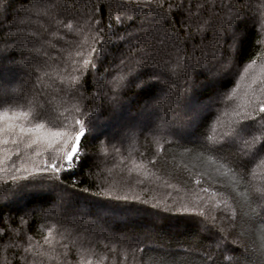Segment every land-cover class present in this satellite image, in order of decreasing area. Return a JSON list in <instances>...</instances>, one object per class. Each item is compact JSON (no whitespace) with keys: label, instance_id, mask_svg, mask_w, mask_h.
I'll return each mask as SVG.
<instances>
[{"label":"trees","instance_id":"obj_1","mask_svg":"<svg viewBox=\"0 0 264 264\" xmlns=\"http://www.w3.org/2000/svg\"><path fill=\"white\" fill-rule=\"evenodd\" d=\"M167 3L141 4L136 10L128 0H0V49L8 57L0 60L2 95L21 102L18 111L27 110L25 102L48 100L60 111L76 103L59 79L80 74L72 72L75 51L85 37L84 47L91 45L95 29L105 26L97 67L86 80L89 99L82 102L91 109L89 100L96 95L103 103L97 139L86 149L90 159L74 178L65 173L63 184L28 187L15 196L0 192V204L7 205L0 208V229L7 234L0 239V264H78L81 252L88 251L95 254L93 264L97 257H105V264H264V200L255 193L240 195L246 192L243 174L253 167L243 141L253 129L238 134L229 129V121L236 119L233 110L239 106L243 111L250 97L242 87L225 105L219 98L251 60L257 68L264 62V27L253 18L260 15L258 5L255 0L251 7L245 0H184L183 12L172 18ZM225 5L240 13L238 22L226 23ZM97 6L100 12L94 11ZM67 23L73 31L64 27ZM8 31L21 33L18 45L9 43ZM17 46L23 53L8 55ZM149 62L162 69L155 89L141 91L143 80L116 86L114 78L130 79ZM44 133L31 147L35 136L5 145L0 133V184L13 163L33 171L51 160L54 150L47 145L55 141L46 135L47 125ZM153 181L187 193L204 187L218 197L232 194L239 204L230 198L235 214L225 213L220 222L181 218L150 196ZM50 229L55 251L45 245ZM29 247L45 255L25 253ZM52 255L58 259H48Z\"/></svg>","mask_w":264,"mask_h":264},{"label":"snow or ice","instance_id":"obj_2","mask_svg":"<svg viewBox=\"0 0 264 264\" xmlns=\"http://www.w3.org/2000/svg\"><path fill=\"white\" fill-rule=\"evenodd\" d=\"M183 2L184 0H168L167 7L170 10V17L174 18L176 12H183ZM128 3L135 4L136 10H140V5H151L155 3L158 7H163L165 0H128ZM245 3L251 7L252 0H245ZM258 5L256 12L260 15L254 16L256 23L259 27H264V0H255ZM202 5H196L197 8ZM102 6H97L94 10L95 12H100ZM228 8L229 18L226 21L229 25L238 22L240 13L232 11L233 5H225ZM116 22H120L121 18L119 16L115 17ZM96 24H101L100 20L95 21ZM12 27H16L13 23ZM69 31H73V24L67 23L64 25ZM113 25L111 23L107 24V28L111 29ZM255 27V26H254ZM258 30V29H257ZM197 31H202L198 28ZM105 32V26L101 25L99 28L95 29V36L92 37L93 43L87 48L84 47L88 43L87 37H85L83 43H81L77 50L75 51L76 63L72 65L73 73H80L79 75L69 74L67 78H60L59 83L65 85L67 90H69L74 98H76V103H74L70 108L65 107L63 111L52 106V102L46 100L44 104H30L28 102L24 103V107L27 110L18 111L21 102L17 101L15 104L12 102L11 97H6L2 95L4 92V83L0 79V133H2L6 138L3 140L5 145L12 143L14 145L19 144L23 141L25 137L35 136L27 145L31 147L33 144H38L41 136L47 125L46 135L51 136L55 144L49 142L47 148L54 150V155L51 160H44L42 164L35 167V170L29 171L27 168H17L15 163L12 164V169H7L4 172L3 183L0 184V192H11L15 196L17 193L25 188L40 186L43 189V185L51 183L63 184L65 173L68 174V178H74L77 175V170L83 169L84 165L87 164L90 159L89 154L86 149L88 147L89 141L97 139L95 132L98 128L97 118L101 114V109L103 107L102 101L98 102L96 95L91 97L89 100L92 103V108L89 109L87 105L82 102L89 99L84 95V90L86 88V80L90 77L91 70L96 69V60L99 59L101 55V49L103 48V34ZM8 35L13 39L9 43L13 45H18L17 37L21 36L19 31H8ZM123 39V37H121ZM99 45V48L97 47ZM23 49L18 46L13 48L8 55H19L23 53ZM87 52V55H85ZM35 55H40L39 50H34ZM95 54V58H93ZM5 51L0 49V60L7 59ZM222 62V61H221ZM34 72H38L39 69L34 66ZM162 71L160 66L155 62L144 63L138 66V70L131 74V78L122 75L114 78L116 81V86L123 88L127 83H139L141 80L144 83L140 84L141 91H151L155 89L159 84V74ZM47 75V74H46ZM39 80L40 77H37ZM250 82L243 84L245 80ZM234 86L230 90L226 89L219 94L220 103L222 105L227 104V102L233 101L237 98L238 91L243 87L245 89L244 96L250 97L247 99L245 105L243 106V111L237 109L233 110V116L236 118L229 121L230 131H234L237 134L248 129H253V131L248 132L247 138L243 141L244 149L243 151L250 156L249 164L253 165L251 169H246L243 174V179L245 180L244 188L246 192H241L240 195L251 196L255 193L256 198L264 200V173H258L257 169H264V99H260L257 95V88L261 95H264V62H262L257 68V62L255 59L251 60L243 68V73L239 75V81H233ZM171 86V85H169ZM63 90V89H62ZM227 115V113H224ZM222 117H217V122L221 121ZM27 122V123H24ZM56 129V130H53ZM11 138V139H8ZM213 141L217 138L215 136L211 137ZM105 151L103 147L100 149ZM40 153H37L39 155ZM17 156L20 155L19 152L16 153ZM10 159V158H9ZM138 167H144L139 165ZM21 171L26 172V175H18ZM251 177V179H249ZM197 184L201 181L197 180ZM73 184L75 180L73 179ZM76 191H83L86 194H91L87 189L74 188ZM200 192L209 194V198L215 200L213 208H221L222 211L227 212L229 216L235 214V209H233L232 204L229 199L235 201L239 204V201L235 199V195L230 194L226 196L224 193H219L220 199L216 200L218 193L212 191L209 193L208 188L201 187ZM47 194V193H45ZM97 195H99L97 193ZM108 195V193H105ZM124 199H127L126 197ZM204 202L207 207V201L204 197H200L192 208L187 206L177 209L179 213L187 214L190 216H196L203 218V222L207 223L209 218L212 221L216 220V217L211 214V210L208 214L205 213L203 209L196 211V206L201 202ZM147 203V201H145ZM6 204H0V208L6 207ZM0 218H2V213H0ZM211 227L215 228V223L211 224ZM7 234L0 229V239L6 238ZM52 230H49L48 236L45 237V245L52 248L55 251L54 241L51 239ZM221 239L224 237L221 235ZM61 247L67 248V245H61ZM235 251H239L238 248H234ZM25 253L31 254L32 256H44L45 253L33 252L32 248H25L23 250ZM67 252L63 253L65 261H67ZM94 253L81 252L78 264H93L92 256ZM28 259V256L25 257ZM50 260H57L58 257L55 255L49 256ZM105 257H97L96 264H105ZM215 264V261L212 262ZM239 264V261L236 262Z\"/></svg>","mask_w":264,"mask_h":264},{"label":"rangeland","instance_id":"obj_3","mask_svg":"<svg viewBox=\"0 0 264 264\" xmlns=\"http://www.w3.org/2000/svg\"><path fill=\"white\" fill-rule=\"evenodd\" d=\"M151 184H153L152 186L153 194H151L150 196L154 197L155 200L159 204L161 203V208L163 207L169 210L172 209V211L176 213L177 216L183 215L181 218H184L190 215L179 213L177 209L184 207V206L192 208L194 203L197 200H199L201 196L204 197L205 201H207V207L202 201L199 205L196 206V211H200L201 209H203L205 213L208 214L209 211L211 210V214L216 217L217 219L216 221L218 222H220V219L225 213L228 214L227 212L222 211V206L219 209L213 208L215 200L210 199L209 194L202 193L199 190H195L194 192L187 193L183 191L182 189H178L175 186L162 183L161 181H153ZM219 199L220 197L217 196L216 200H219ZM191 217H196V216H191ZM210 219L211 218H209V221ZM216 224L217 222L215 223V225ZM129 264H133V262H130Z\"/></svg>","mask_w":264,"mask_h":264}]
</instances>
